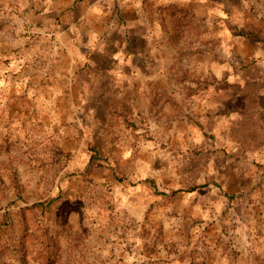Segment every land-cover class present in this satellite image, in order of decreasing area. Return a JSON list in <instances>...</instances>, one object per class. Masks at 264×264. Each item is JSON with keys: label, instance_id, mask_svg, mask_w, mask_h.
<instances>
[{"label": "rangeland", "instance_id": "1", "mask_svg": "<svg viewBox=\"0 0 264 264\" xmlns=\"http://www.w3.org/2000/svg\"><path fill=\"white\" fill-rule=\"evenodd\" d=\"M185 2L84 107L0 10V264H264V0Z\"/></svg>", "mask_w": 264, "mask_h": 264}, {"label": "crops", "instance_id": "2", "mask_svg": "<svg viewBox=\"0 0 264 264\" xmlns=\"http://www.w3.org/2000/svg\"><path fill=\"white\" fill-rule=\"evenodd\" d=\"M185 3V0H0V10L8 17L21 18L30 46L37 37L48 41L57 59L53 74L57 81L68 83L59 92L80 97L84 107L83 99L91 81L135 82L153 78L138 73L140 62H144L148 53L145 47L136 45L149 41L147 34L151 29L147 17L152 11L163 18L166 11L179 5L182 7L177 10L184 11ZM117 6L122 22L114 29L110 19L114 18Z\"/></svg>", "mask_w": 264, "mask_h": 264}]
</instances>
